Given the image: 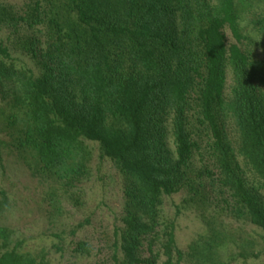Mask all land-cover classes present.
<instances>
[{"label":"trees","instance_id":"trees-1","mask_svg":"<svg viewBox=\"0 0 264 264\" xmlns=\"http://www.w3.org/2000/svg\"><path fill=\"white\" fill-rule=\"evenodd\" d=\"M62 1L65 14L49 15L36 0L32 13L16 20L33 32L23 49L39 73L16 69L0 46V87H9L12 108L23 115L19 146L49 176L80 175L84 141L97 143L125 176L122 257L115 254L113 263L158 264L164 257L161 264H181L175 224L159 228L163 198L195 187L192 118L209 138L217 182L264 233V200L240 164L264 189V57L248 47L241 25L242 14L260 5L254 26L264 36V0ZM2 17L0 24L14 25L13 17ZM9 238L0 227V264H46L18 252L19 244L10 248Z\"/></svg>","mask_w":264,"mask_h":264},{"label":"rangeland","instance_id":"rangeland-1","mask_svg":"<svg viewBox=\"0 0 264 264\" xmlns=\"http://www.w3.org/2000/svg\"><path fill=\"white\" fill-rule=\"evenodd\" d=\"M35 1L0 0L1 19H15L14 25L0 24V46L8 49V62L16 69L37 74L35 61L23 49L33 32L23 22L15 25L18 18L32 13ZM50 1L39 0L43 10L49 15L65 14L62 0ZM261 13L263 7L255 4L241 17L251 39L246 44L260 59L264 57V36L255 30L254 23ZM225 35L229 44L234 43L228 30ZM230 85L228 75L226 93ZM8 89L0 87V227L10 234L9 247L19 244L18 252L38 261L43 258L46 264H114L115 254L122 257L117 234L125 214V176L103 156L99 145L90 141L83 142L80 175L63 179L49 176L35 156L19 146L25 124L23 115L12 108ZM190 121L199 145L190 170L197 191L185 188L163 198V226L159 230L175 224L176 247L183 254L181 264H264V233L250 223L227 188L217 182L220 175L209 157V138L205 131L197 130L194 118ZM226 131L237 149L239 138L232 120H227ZM240 164L248 186L264 200L259 179ZM81 243L85 245L83 251L78 250ZM2 252L0 248V255ZM144 257H149L146 248ZM163 261L160 257L158 264Z\"/></svg>","mask_w":264,"mask_h":264}]
</instances>
